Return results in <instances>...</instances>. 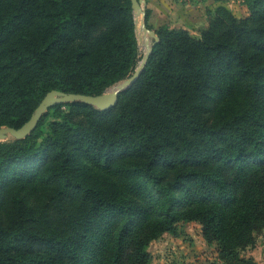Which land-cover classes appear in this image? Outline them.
I'll return each instance as SVG.
<instances>
[{
  "label": "trees",
  "instance_id": "trees-1",
  "mask_svg": "<svg viewBox=\"0 0 264 264\" xmlns=\"http://www.w3.org/2000/svg\"><path fill=\"white\" fill-rule=\"evenodd\" d=\"M208 8L198 35L155 28L117 104H56L0 141V264H150L196 221L223 264L264 229V0ZM148 10L145 22L148 28ZM142 52L130 0H0V126L52 90L96 95Z\"/></svg>",
  "mask_w": 264,
  "mask_h": 264
},
{
  "label": "water",
  "instance_id": "water-1",
  "mask_svg": "<svg viewBox=\"0 0 264 264\" xmlns=\"http://www.w3.org/2000/svg\"><path fill=\"white\" fill-rule=\"evenodd\" d=\"M130 2L134 15V31L136 39L138 45H142L145 48V51L134 71L128 77L114 83L104 92L96 95L63 92L55 89L48 91L35 107L29 119L20 127L13 128L9 126H0V141H5L10 138L24 139L36 128L38 121L48 109L56 104L81 102L91 105L99 110H107L117 104L119 94L132 87V85L138 80L152 52L153 46L159 41V37L155 33V30L148 28L145 22L146 10L143 5H145L146 0H130ZM138 15H141L142 18L137 26L136 16Z\"/></svg>",
  "mask_w": 264,
  "mask_h": 264
},
{
  "label": "rangeland",
  "instance_id": "rangeland-1",
  "mask_svg": "<svg viewBox=\"0 0 264 264\" xmlns=\"http://www.w3.org/2000/svg\"><path fill=\"white\" fill-rule=\"evenodd\" d=\"M143 6L146 10V2ZM203 22L192 27L197 34L199 26ZM190 30L188 31L190 32ZM139 47L143 54L144 46L139 45ZM149 251L152 255L150 264H217L221 262L218 259L216 246L208 245L204 241L201 235V226L196 221L178 223L176 235L166 233L152 241ZM242 255L252 258L255 264H264V229L255 236L254 245L245 249Z\"/></svg>",
  "mask_w": 264,
  "mask_h": 264
},
{
  "label": "crops",
  "instance_id": "crops-1",
  "mask_svg": "<svg viewBox=\"0 0 264 264\" xmlns=\"http://www.w3.org/2000/svg\"><path fill=\"white\" fill-rule=\"evenodd\" d=\"M146 4L150 26L192 29L195 35L198 34L192 27L204 21L208 8L224 5L237 17L248 15L246 0H146Z\"/></svg>",
  "mask_w": 264,
  "mask_h": 264
},
{
  "label": "bare ground",
  "instance_id": "bare-ground-1",
  "mask_svg": "<svg viewBox=\"0 0 264 264\" xmlns=\"http://www.w3.org/2000/svg\"><path fill=\"white\" fill-rule=\"evenodd\" d=\"M141 18H142L141 15L136 16L137 26L139 25Z\"/></svg>",
  "mask_w": 264,
  "mask_h": 264
},
{
  "label": "built area",
  "instance_id": "built-area-1",
  "mask_svg": "<svg viewBox=\"0 0 264 264\" xmlns=\"http://www.w3.org/2000/svg\"><path fill=\"white\" fill-rule=\"evenodd\" d=\"M217 264H223L222 262H218Z\"/></svg>",
  "mask_w": 264,
  "mask_h": 264
}]
</instances>
